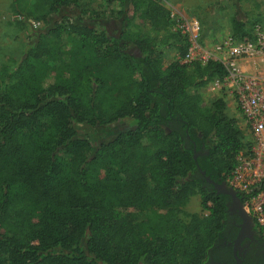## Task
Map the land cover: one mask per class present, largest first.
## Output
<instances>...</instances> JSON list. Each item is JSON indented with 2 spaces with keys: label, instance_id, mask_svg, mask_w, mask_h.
Instances as JSON below:
<instances>
[{
  "label": "trees",
  "instance_id": "1",
  "mask_svg": "<svg viewBox=\"0 0 264 264\" xmlns=\"http://www.w3.org/2000/svg\"><path fill=\"white\" fill-rule=\"evenodd\" d=\"M12 1L47 27L0 70V264H210L231 218L207 177L227 184L245 138L226 99L203 95L224 68L183 63L190 42L157 0ZM111 3L133 14L118 35L88 21ZM257 19L233 15L232 35ZM117 124L98 143L79 133ZM195 196L201 213L186 210Z\"/></svg>",
  "mask_w": 264,
  "mask_h": 264
},
{
  "label": "built area",
  "instance_id": "2",
  "mask_svg": "<svg viewBox=\"0 0 264 264\" xmlns=\"http://www.w3.org/2000/svg\"><path fill=\"white\" fill-rule=\"evenodd\" d=\"M175 27L190 42L183 63L206 65L213 61L224 68V75L209 86L234 105L246 134L227 184L243 197V212L264 238V24L256 23L252 36L242 39L229 34L210 51L200 43L202 24L197 18L180 20Z\"/></svg>",
  "mask_w": 264,
  "mask_h": 264
},
{
  "label": "rangeland",
  "instance_id": "3",
  "mask_svg": "<svg viewBox=\"0 0 264 264\" xmlns=\"http://www.w3.org/2000/svg\"><path fill=\"white\" fill-rule=\"evenodd\" d=\"M168 8L171 12L172 21L189 20L197 18L202 24L201 45L207 50H211L213 46L223 37L232 34L230 18L239 14L246 22L253 23L257 20H264V0H157ZM12 0H0V70L6 63L7 57L19 59L23 49L29 43V32L39 31L47 27L45 22L37 21L39 14L34 16L15 15L11 13L10 5ZM30 4H34V0H30ZM259 5V9L255 8ZM121 8L115 4H109V15L103 20L88 19L90 24L95 27L103 26L110 33L119 34L120 29L127 25V17L133 14L124 8L127 15H121ZM136 15L131 24L138 25L139 19ZM248 24V25H249ZM176 27L173 28V31ZM228 33V34H227ZM143 37L153 39L162 49L163 58L166 63H171L179 59V55L174 48L166 42V35L163 32L144 31ZM209 86V85H208ZM203 89V95L207 104H211L218 96L211 91L210 86ZM227 114L231 118H237V110L231 102H228ZM238 119V118H237ZM128 125L117 124L105 128H91L84 126L79 128L81 136H88L94 142L109 140L119 131L127 128ZM246 137V134H245ZM189 213H201L202 206L199 196L191 199L186 208ZM136 220H144L146 213H141L136 209L127 211Z\"/></svg>",
  "mask_w": 264,
  "mask_h": 264
},
{
  "label": "flooded vegetation",
  "instance_id": "4",
  "mask_svg": "<svg viewBox=\"0 0 264 264\" xmlns=\"http://www.w3.org/2000/svg\"><path fill=\"white\" fill-rule=\"evenodd\" d=\"M228 206L230 226L213 250L210 264H264L260 229L231 198Z\"/></svg>",
  "mask_w": 264,
  "mask_h": 264
},
{
  "label": "water",
  "instance_id": "5",
  "mask_svg": "<svg viewBox=\"0 0 264 264\" xmlns=\"http://www.w3.org/2000/svg\"><path fill=\"white\" fill-rule=\"evenodd\" d=\"M203 175H205L204 172H203ZM207 182L214 186L215 190L217 191V193L219 195L229 196L235 202V204H237V206L240 207V209L242 211V204H241V201L238 197V194L233 189H231L227 184L215 183L214 181L210 180V178H208V177H207Z\"/></svg>",
  "mask_w": 264,
  "mask_h": 264
},
{
  "label": "crops",
  "instance_id": "6",
  "mask_svg": "<svg viewBox=\"0 0 264 264\" xmlns=\"http://www.w3.org/2000/svg\"><path fill=\"white\" fill-rule=\"evenodd\" d=\"M228 34V33H227Z\"/></svg>",
  "mask_w": 264,
  "mask_h": 264
}]
</instances>
